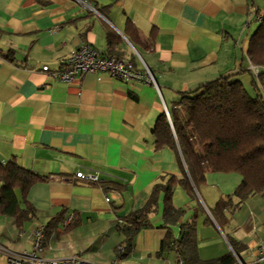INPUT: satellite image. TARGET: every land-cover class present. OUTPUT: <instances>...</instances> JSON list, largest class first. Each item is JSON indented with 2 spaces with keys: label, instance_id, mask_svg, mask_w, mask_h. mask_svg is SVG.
Here are the masks:
<instances>
[{
  "label": "crops",
  "instance_id": "obj_1",
  "mask_svg": "<svg viewBox=\"0 0 264 264\" xmlns=\"http://www.w3.org/2000/svg\"><path fill=\"white\" fill-rule=\"evenodd\" d=\"M256 10L264 14V0H0V161L15 159L46 178L28 193L36 214L19 226H30L25 237L52 224L47 247L63 233L92 226L103 241L117 238L116 252L126 240L120 229L126 218L147 206L156 184L175 176L187 178L193 191L174 186L173 205L187 210L169 227L174 239L196 220L200 260L233 254L253 261L264 243V193L239 204L233 194L242 176L210 170L196 187L179 149L156 148L154 128L180 93L222 76L235 75L250 92L255 78L264 98V66L257 67L259 80L247 54L259 26ZM109 33L117 37L111 49ZM86 43L138 68L144 62L156 85L108 74L66 84L43 72L61 68ZM78 172L99 173L101 184L74 179ZM164 196L149 215L152 227L121 257L130 258L127 264H179L175 249L161 251L168 232ZM227 197L228 222L221 226L213 212Z\"/></svg>",
  "mask_w": 264,
  "mask_h": 264
},
{
  "label": "trees",
  "instance_id": "obj_2",
  "mask_svg": "<svg viewBox=\"0 0 264 264\" xmlns=\"http://www.w3.org/2000/svg\"><path fill=\"white\" fill-rule=\"evenodd\" d=\"M255 16L261 17V21L250 39L247 54L252 65L260 68L264 66V14L256 10ZM115 38L114 33L108 34L110 49ZM260 78L261 74L258 75ZM170 117L171 121L164 112L156 122V148L179 149L196 187L206 181V173L210 170L242 176V182L233 194L239 204L252 194L264 193V98L255 78L251 92L235 75L222 76L196 90L182 92L170 107ZM45 179L20 166L15 159L7 163L0 161V214L13 218L18 226L32 221L36 212L27 196L34 185ZM178 183L193 191L187 178L178 180L169 176L165 183L154 186L143 210L126 218V224L120 227L126 237L120 246L122 256L130 252L133 238L142 229L152 227L149 215L155 211L158 196L163 192L164 228L168 232L161 242V251L175 249L179 261L184 264H236L233 254L213 261L200 260L196 220L183 224L180 237L174 239L169 227L176 226L187 211L175 208L172 202L174 186ZM231 202L232 197L220 200L213 212L221 226L228 222L225 210ZM50 225L45 227L46 231ZM230 242L240 253L237 242L231 239Z\"/></svg>",
  "mask_w": 264,
  "mask_h": 264
},
{
  "label": "built area",
  "instance_id": "obj_3",
  "mask_svg": "<svg viewBox=\"0 0 264 264\" xmlns=\"http://www.w3.org/2000/svg\"><path fill=\"white\" fill-rule=\"evenodd\" d=\"M84 8L97 12L88 2H82ZM256 21L260 22L261 17H256ZM43 72L58 79L59 81L71 84L75 80L82 79L87 74H108L111 78L123 82H139L147 85H156L155 78L143 62V67L138 68L134 62L125 58H120L111 55L108 52H103L93 48L90 44L82 45L77 51L73 52L64 65L56 70L49 66L42 67ZM255 75L258 74V68H254ZM167 116L171 121L169 112L166 110ZM74 179L88 182L92 185H100L101 179L99 173L78 172ZM109 202L110 199L107 198ZM76 217L70 216L68 224H71ZM25 237V232L20 231L18 238ZM33 243V251L13 252L0 244V255H5L6 264H97L82 260L78 257H71L68 259H47L43 253L46 250V228L44 226L37 227L29 237ZM123 250L119 248L117 251L118 258L110 264H120ZM238 262L236 264H264V243H261L257 249L256 257L251 262H245L236 255ZM179 264H184L180 261Z\"/></svg>",
  "mask_w": 264,
  "mask_h": 264
},
{
  "label": "rangeland",
  "instance_id": "obj_4",
  "mask_svg": "<svg viewBox=\"0 0 264 264\" xmlns=\"http://www.w3.org/2000/svg\"><path fill=\"white\" fill-rule=\"evenodd\" d=\"M29 227L19 228L13 218L0 214V244L13 252L25 250L32 252V241L27 236L22 239L18 238L20 231L29 233ZM92 229V226L86 228L80 226L75 231H70V234L63 233L59 239L55 238V241L47 244L45 253H43L44 257L58 260L78 257L97 264L114 262L119 257L117 251L115 252V247L118 245L117 238L110 237L103 241V238L97 237ZM128 261L130 258L122 259L120 264H127ZM0 264H6V257L3 254L0 255Z\"/></svg>",
  "mask_w": 264,
  "mask_h": 264
}]
</instances>
